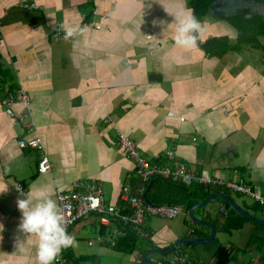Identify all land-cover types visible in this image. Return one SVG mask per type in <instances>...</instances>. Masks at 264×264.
<instances>
[{"label":"crops","instance_id":"1","mask_svg":"<svg viewBox=\"0 0 264 264\" xmlns=\"http://www.w3.org/2000/svg\"><path fill=\"white\" fill-rule=\"evenodd\" d=\"M218 11L208 7L201 22L204 41L227 39L222 54L208 53L201 43L192 50L175 45L174 16L193 14L188 0H0V100L18 88L27 92L33 129L25 136L40 138L50 162L47 172L36 171L37 151L16 145L24 133L0 104V189L6 188L0 193V264H38L37 238L19 229L18 199L45 191L55 200V191L75 179L98 182L104 202L118 207H124L122 187L137 192L142 182L119 152L114 128L151 163L240 177L264 194V171L255 167L264 153V37L257 45L238 43L239 31ZM69 28L74 35L65 39ZM217 198L221 222L224 200ZM243 209L264 218L262 211L255 216ZM149 219L145 230L151 239L137 236L145 249L135 245L124 253L87 244L101 228L90 214L69 229L76 245L65 252L75 264H147L142 254L154 245L209 235L204 225L207 231L191 228L181 236L170 226L153 227ZM233 230L236 244L221 245L248 253L241 264H261L264 254L250 252L260 250L254 239L264 244V224L245 218ZM204 243H185L195 255H186V264L212 263L219 244L212 249Z\"/></svg>","mask_w":264,"mask_h":264},{"label":"built area","instance_id":"2","mask_svg":"<svg viewBox=\"0 0 264 264\" xmlns=\"http://www.w3.org/2000/svg\"><path fill=\"white\" fill-rule=\"evenodd\" d=\"M25 8H34V4H23ZM56 29L54 36L58 35ZM30 99L27 92L18 88L14 93L6 92L1 98L0 104L3 106L4 114L16 123L24 133L16 140L19 148L28 147L35 149L38 153L36 171L38 173L47 172L50 162L46 156L42 142L38 136L26 137L33 129V121L29 114ZM20 104L19 110H14L13 105ZM116 144L119 152L130 159L136 170L138 178L146 182L151 177L170 179L184 185H209L222 190L235 193H242L250 197L253 202L259 205L264 214V194L260 193L254 186L247 184L243 178L224 179L218 176L209 175L202 171L200 174L192 173L183 163H178L173 168L160 166L149 162L139 154L135 143L125 133L117 128ZM173 152H168L172 156ZM121 199L124 207H118L103 200V191L100 184L93 179L82 181L75 179L64 190H57L54 193L55 201L61 209L66 222L67 232L81 218L93 214L97 223L101 227L99 232L87 240V244L94 242L115 244L117 237L123 236L127 232H132L135 236L150 240V234L145 230L146 222L151 217L173 218L179 215L183 207L181 204L150 203L145 201L143 188L137 189L136 193H129L127 187L121 188ZM219 212L225 214L226 210L221 205ZM102 229V230H101ZM63 249L53 264H75ZM153 264H185L186 255L178 248L159 258H148Z\"/></svg>","mask_w":264,"mask_h":264},{"label":"trees","instance_id":"3","mask_svg":"<svg viewBox=\"0 0 264 264\" xmlns=\"http://www.w3.org/2000/svg\"><path fill=\"white\" fill-rule=\"evenodd\" d=\"M213 1L214 0H188V6L192 9L193 15L201 21L208 10L209 4ZM247 1L264 3V0ZM227 20L239 31L240 35L236 40L238 43L250 42L251 44L257 45L256 41L258 37H264V14L262 13L253 12L250 8H239L236 9L235 14L228 16ZM201 46L203 49H206L208 53L222 54L228 49V41L224 37H210L201 43ZM149 181H151V183L146 189ZM141 187L143 188L144 197L147 202L154 204H181L185 213H187L188 209L194 203L204 199L209 194V188H216L203 184L184 185L171 181L170 179L159 177L149 178L146 182H142ZM222 193L225 194V191H222ZM227 196L230 197L229 195ZM219 200L222 201L221 199ZM222 202L224 207L228 210H226L225 214H222L223 220L220 222L222 224V229L224 231H229L239 228L242 220H245V218L238 214L227 202ZM137 239L138 237L132 232H127L123 236L117 237L115 244L110 247L120 252L129 253L133 251ZM231 253L232 251L229 247L219 244L212 254L211 264H229ZM71 259L75 261V259Z\"/></svg>","mask_w":264,"mask_h":264},{"label":"clouds","instance_id":"4","mask_svg":"<svg viewBox=\"0 0 264 264\" xmlns=\"http://www.w3.org/2000/svg\"><path fill=\"white\" fill-rule=\"evenodd\" d=\"M174 23L172 39L175 45L185 50H192L197 48L198 43L204 42L205 26L191 12L182 17L174 16ZM73 35L74 30L69 28L66 30L65 39ZM232 38L234 39L235 35ZM255 167L264 171V153L257 157ZM5 191L6 188L0 189V193ZM20 191L23 195V191ZM17 207L22 213L20 231L27 236L37 238L38 264H53L63 249L76 245L75 237L67 232L65 217L61 209L45 191L18 199Z\"/></svg>","mask_w":264,"mask_h":264},{"label":"rangeland","instance_id":"5","mask_svg":"<svg viewBox=\"0 0 264 264\" xmlns=\"http://www.w3.org/2000/svg\"><path fill=\"white\" fill-rule=\"evenodd\" d=\"M225 194L229 195L237 204H239L243 208L244 207L247 208V210L250 213H253L255 216H260L261 209L259 205L253 202V200L247 195L242 194V193H234L230 191L225 192ZM207 208H210V211ZM217 209H218V201L215 199H212L204 206L196 208L194 210V216L201 218V219H207V220L210 219L215 226L214 238L204 243V244H208V246H210V248L212 249H214V246L218 244H223L227 246L229 245L233 246L236 244V240H235L236 231H234L233 229L229 231H224L220 227L221 217L219 213H217ZM149 221L153 227H156L158 225L170 226L178 235H181V236L185 235L187 232L189 233V230L191 228L196 229V230L205 229L204 226L194 224L189 218V216L187 215V213H185L183 210L179 215H177L174 218L168 219V218H161V217H151ZM205 230L207 231V229ZM253 242H254L253 245L259 246L260 250H254V251H251L250 253L252 255H255L254 252L258 251L256 252L258 254L261 251V253L264 254V244L261 243V240L254 239ZM135 245H136V249L140 250V249H145V247L147 246V243L144 240L138 238L136 240ZM187 245L188 244H181L178 247L182 249L183 253L187 255L188 258L194 259L195 255L190 253L191 250L189 247H187ZM153 255L158 256L159 254H153ZM247 256H248V253H246V255L243 254V252L239 250V248L234 249L232 253V257L229 261V264H241V262H243ZM261 262H262L261 264H264V259H262Z\"/></svg>","mask_w":264,"mask_h":264},{"label":"water","instance_id":"6","mask_svg":"<svg viewBox=\"0 0 264 264\" xmlns=\"http://www.w3.org/2000/svg\"><path fill=\"white\" fill-rule=\"evenodd\" d=\"M220 7L221 8V14L219 17H226L230 16L232 14L236 13V9L239 8H250L253 12L257 13H262L264 14V3H256L254 1H247V0H214L209 4L210 8L213 7ZM151 181L146 186V189L148 188L149 184ZM215 197H218L226 202H228L232 208L241 216L244 218L256 223V224H264V218H256L249 213H247L243 208H241L239 205L234 203L230 198H228L226 195H223L222 193H209L204 199L194 203L187 211V214L189 218L194 222L195 224L198 225H204L209 228V235L206 237H185V238H177L170 242V244H167L165 246H153L151 249L146 250L142 254V260L147 263V264H153L149 259L146 258L147 254H159V255H166L174 250L175 247L180 246L181 244L185 243H200V242H208L214 238L215 235V229L214 227L196 216H194V209L199 208L207 204L210 200L214 199ZM145 199V197H144ZM145 201H147L145 199Z\"/></svg>","mask_w":264,"mask_h":264},{"label":"flooded vegetation","instance_id":"7","mask_svg":"<svg viewBox=\"0 0 264 264\" xmlns=\"http://www.w3.org/2000/svg\"><path fill=\"white\" fill-rule=\"evenodd\" d=\"M219 14H221V11H218Z\"/></svg>","mask_w":264,"mask_h":264}]
</instances>
